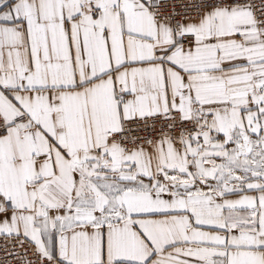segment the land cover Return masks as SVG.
<instances>
[{"label": "snow or ice", "instance_id": "1", "mask_svg": "<svg viewBox=\"0 0 264 264\" xmlns=\"http://www.w3.org/2000/svg\"><path fill=\"white\" fill-rule=\"evenodd\" d=\"M0 264H264V0H0Z\"/></svg>", "mask_w": 264, "mask_h": 264}]
</instances>
